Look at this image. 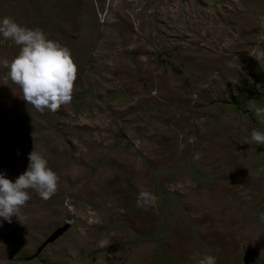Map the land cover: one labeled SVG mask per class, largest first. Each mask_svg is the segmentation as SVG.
<instances>
[{"label":"rangeland","instance_id":"1","mask_svg":"<svg viewBox=\"0 0 264 264\" xmlns=\"http://www.w3.org/2000/svg\"><path fill=\"white\" fill-rule=\"evenodd\" d=\"M4 17L68 48L77 79L41 114L0 66V173L34 150L60 178L0 219V264H264V0H0Z\"/></svg>","mask_w":264,"mask_h":264},{"label":"clouds","instance_id":"2","mask_svg":"<svg viewBox=\"0 0 264 264\" xmlns=\"http://www.w3.org/2000/svg\"><path fill=\"white\" fill-rule=\"evenodd\" d=\"M0 43L11 41L19 47L11 61L0 59V66L8 69L7 76L22 91L23 100L38 113L46 110L56 113L61 106L73 100L77 65L71 51L48 38L40 28H28L12 17L0 20ZM257 117L264 118V107H254ZM251 141L264 145V132L252 130ZM28 169L13 182L0 173V219L12 223L19 220L22 209L31 200L34 190L43 200L52 198L59 187V176L48 166L43 154L32 151L28 155ZM137 207L147 209L158 205V196L142 191L137 196ZM199 264H217V258L208 255Z\"/></svg>","mask_w":264,"mask_h":264},{"label":"water","instance_id":"3","mask_svg":"<svg viewBox=\"0 0 264 264\" xmlns=\"http://www.w3.org/2000/svg\"><path fill=\"white\" fill-rule=\"evenodd\" d=\"M66 226L62 227V228H58L56 229L51 236L47 239V242H50L52 240H54L57 236H59L63 231H65Z\"/></svg>","mask_w":264,"mask_h":264}]
</instances>
